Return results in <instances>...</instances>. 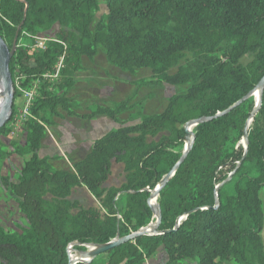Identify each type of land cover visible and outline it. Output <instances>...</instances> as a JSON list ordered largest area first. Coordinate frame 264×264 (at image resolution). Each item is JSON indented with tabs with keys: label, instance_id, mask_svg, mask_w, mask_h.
<instances>
[{
	"label": "trees",
	"instance_id": "1",
	"mask_svg": "<svg viewBox=\"0 0 264 264\" xmlns=\"http://www.w3.org/2000/svg\"><path fill=\"white\" fill-rule=\"evenodd\" d=\"M107 13L97 21L98 0H0V37L35 38L58 26L42 49L18 45L9 71L14 101L16 76L38 88L25 119V144L15 155L30 156L17 179L1 174L8 154L0 145V185L15 199L28 223L21 234L0 226V264H69L67 247L85 252L148 227V201L180 161L192 130V146L158 197L160 224L90 264H144L163 248L165 264H264V88L255 112L248 97L264 77V0H104ZM29 40V39H27ZM102 50L120 71L151 72L153 81L137 84L188 86L173 95L158 114L139 116L126 125L120 116L130 100L92 105L79 115L68 96L82 59ZM192 60L180 65L185 54ZM244 56L251 60L243 66ZM175 69L174 72H172ZM242 103L231 109L238 101ZM84 120L103 116L119 125L96 139L85 157L67 170H55L61 157H39L47 130L62 114ZM219 115V116H218ZM247 149L236 145L244 137ZM8 123L0 129L7 134ZM245 155V156H244ZM112 164L122 166L124 182L105 188ZM234 194L224 189L227 179ZM84 189L94 203L71 199ZM125 197L122 209L118 198ZM83 264V263H78Z\"/></svg>",
	"mask_w": 264,
	"mask_h": 264
},
{
	"label": "rangeland",
	"instance_id": "2",
	"mask_svg": "<svg viewBox=\"0 0 264 264\" xmlns=\"http://www.w3.org/2000/svg\"><path fill=\"white\" fill-rule=\"evenodd\" d=\"M99 12L95 16L97 21L101 16L107 13L104 0H98ZM59 30L58 26L53 27L49 31L40 32L35 38L28 35L27 39H21L19 43L14 41L10 51L14 53L18 45L24 47L34 46L37 49L40 43L44 46L47 41L53 40L55 34ZM31 41L34 42L31 45ZM192 60V55L186 53L180 65L185 66L188 61ZM251 60V56H244L240 63L243 66ZM175 69L172 71L174 72ZM22 78L16 76L14 88L20 94L15 98V113L8 115V133L0 135V145L2 150L8 154L6 160L1 167V174L9 177L14 182L23 168L24 159L15 155L13 143L22 145L25 142L24 122L28 117L29 100L33 99L38 88L36 81L30 82L27 86L22 85ZM141 81H153L151 72L146 69L135 70L133 74L120 71L118 68L109 64L102 50H98L96 56L92 59L83 58L81 70L75 75V84L68 92V96L76 102L78 108L77 113L81 116L88 114L87 107L100 104H116L122 101L130 100V108L120 116V121L126 125H133L139 122V116L152 115L161 113L167 104V101L173 95L184 94L188 86H170L162 84L161 86L143 85L138 87ZM13 90V88H12ZM14 91V90H13ZM31 101V100H30ZM115 102V103H113ZM62 117L56 119V126L47 130L46 139L43 141L42 155L52 157H61L59 161L53 164L55 170H67L72 167V163L82 160L88 153L92 143L105 135L109 131L118 128L115 123L103 116H98L92 120H84L75 117L66 116L61 113ZM108 120V122H105ZM249 120L244 131L251 128ZM193 125L190 129L192 130ZM247 137V136H246ZM243 137L236 145L229 143L228 151L237 148L240 145L244 151L247 149V140ZM192 141L190 137L189 143ZM188 144H184L182 153L187 150ZM87 152V153H86ZM183 155V154H182ZM124 182L122 166L112 164L111 175L104 184L105 188L118 187ZM224 189L230 194H234V184L226 181ZM71 199L78 198L83 200L84 206L90 205L92 202L86 197L85 192L76 190ZM264 209V189L260 193ZM118 208L122 209L125 203V197L118 198ZM152 203L158 205V198ZM92 205V204H91ZM157 210V209H155ZM157 221L155 214L153 215L148 227L153 226ZM0 226L7 234H21L23 229L28 227V223L24 216L20 213L17 203L12 195L0 185ZM264 243V228L261 233ZM88 246L86 249H91ZM87 251V250H86ZM71 254L75 258L79 252L72 251ZM167 261L166 254L163 249H159L153 259L148 260L145 264H165ZM183 264H197L195 261H188ZM233 264V263H227Z\"/></svg>",
	"mask_w": 264,
	"mask_h": 264
},
{
	"label": "water",
	"instance_id": "3",
	"mask_svg": "<svg viewBox=\"0 0 264 264\" xmlns=\"http://www.w3.org/2000/svg\"><path fill=\"white\" fill-rule=\"evenodd\" d=\"M12 55H13V52L9 50V48L7 47L4 40L0 37V70L2 73V90L4 92H6V99H5V103H4V108H3L2 112L0 113V129H2L7 124L8 120H9L8 115H10V112H11V109L13 106V100H14V91L12 90V88H13L12 87V78H11V74L9 71V64H10V60H11ZM263 88H264V77L261 79V81L258 83V85L255 89V90H257V89L260 90V96H261V92H262ZM253 92H251L246 98L251 97ZM243 100L244 99L238 101L233 107L229 108L223 114L230 112L232 108L240 105ZM259 105H260V98L258 100V104L255 105V109H254L255 112L259 108ZM209 120H211V119H201L199 121H195V122H191V123L187 124V126H186V132H187V137H188V140L186 141V144H188L187 150L183 153L180 161L162 179V181L160 182L158 187L151 194V197L148 201V205H149L151 211L153 212V215L155 213L157 214L156 223L153 226L146 227L145 229H142V230L138 231L137 233L131 234L128 237H124L122 239H117V240H114V241L107 243V244H104V245L93 246V248H91L89 250L87 249V251H85V252H80L78 254V258L75 259V261H71V259L69 257V264H78V263L90 264L99 255L111 251L112 249L116 248L117 246H119L120 244H122L124 242L131 241L134 238H136L137 236L144 235V234H150L157 228V226L160 224V212L158 209V205H154L152 203V201L155 198L159 197L161 189L173 177L175 171L178 169L180 164L183 162V160L187 156V153L191 149L192 141L189 143V140H190V137H193V134H192L190 128L193 125L196 126L199 123L206 122ZM246 136H247V131L245 130L244 131V137H246ZM155 209H157V210H155Z\"/></svg>",
	"mask_w": 264,
	"mask_h": 264
},
{
	"label": "bare ground",
	"instance_id": "4",
	"mask_svg": "<svg viewBox=\"0 0 264 264\" xmlns=\"http://www.w3.org/2000/svg\"><path fill=\"white\" fill-rule=\"evenodd\" d=\"M254 97L255 98V101H256V104H258V100L260 98V90H255L251 97ZM5 99H6V92H4L2 90V73H1V70H0V113L2 112L3 108H4V103H5ZM155 216L157 217V214L155 213ZM78 258V255L77 257L75 258V255H70V259L71 261H75V259Z\"/></svg>",
	"mask_w": 264,
	"mask_h": 264
},
{
	"label": "crops",
	"instance_id": "5",
	"mask_svg": "<svg viewBox=\"0 0 264 264\" xmlns=\"http://www.w3.org/2000/svg\"><path fill=\"white\" fill-rule=\"evenodd\" d=\"M113 103H115V102H113ZM116 103H117V102H116ZM97 105H100V104H97ZM111 105H113V104H111ZM111 105H110V104H106L105 106H111ZM105 122H108V120H106ZM115 126H117V125L115 124ZM45 139H46V138H45ZM24 144H25V142H24L21 146H23ZM90 147H91V146H90ZM42 150H43V143H42V145H41L40 150H39L38 153H37L39 157H52V156H48V155H47V156H46V155L43 156V155H42ZM88 151H89V149L87 150V152H88ZM87 152H86V153H87ZM22 158L24 159V162H25V161H27V160L30 158V156H25V157H22ZM76 190H79V191L85 192L86 197L88 198V200H89V198H90V200H91V202H92L91 204L94 203V199H93V198H92V197H91V196H90V195H89L84 189H76ZM76 190L73 191L72 196H73L74 194L77 193ZM72 196H71V197H72ZM73 200H77V201H79V202H81V203L83 204V202H82L83 200H80V199H78V198H75V199H73ZM91 204H90V205H91ZM83 205H84V204H83ZM88 206H89V205H88ZM160 249H163V248H160ZM158 250H159V249H158ZM147 261H148V260H147ZM147 261H146V262H147ZM146 262H145V263H146ZM145 263H144V264H145Z\"/></svg>",
	"mask_w": 264,
	"mask_h": 264
},
{
	"label": "built area",
	"instance_id": "6",
	"mask_svg": "<svg viewBox=\"0 0 264 264\" xmlns=\"http://www.w3.org/2000/svg\"><path fill=\"white\" fill-rule=\"evenodd\" d=\"M37 47H38V49H42V48H43L42 43H40L39 46H37ZM30 100L32 101V99H30ZM30 100H29V104H30V102H31ZM28 108H29V106H28ZM28 116H29V112H28ZM71 252H72V246L69 245V246L67 247V253H68V256H69V257H70V255H72Z\"/></svg>",
	"mask_w": 264,
	"mask_h": 264
}]
</instances>
